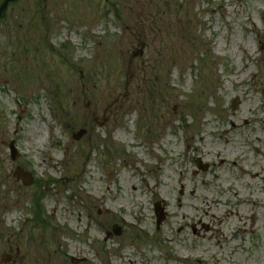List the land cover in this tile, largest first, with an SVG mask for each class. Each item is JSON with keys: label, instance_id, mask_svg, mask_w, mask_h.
I'll return each mask as SVG.
<instances>
[{"label": "rangeland", "instance_id": "374dc122", "mask_svg": "<svg viewBox=\"0 0 264 264\" xmlns=\"http://www.w3.org/2000/svg\"><path fill=\"white\" fill-rule=\"evenodd\" d=\"M0 264H264V0L10 4Z\"/></svg>", "mask_w": 264, "mask_h": 264}, {"label": "water", "instance_id": "95a60500", "mask_svg": "<svg viewBox=\"0 0 264 264\" xmlns=\"http://www.w3.org/2000/svg\"><path fill=\"white\" fill-rule=\"evenodd\" d=\"M15 0H7L5 1V3L3 4V6L0 9V18L2 13L6 10V8L8 7L9 3L14 2ZM237 100L233 101V108L236 109L238 107V104L236 103ZM87 134L86 130H81L80 132H78L75 136L74 139L75 140H80L81 138H83L85 135ZM11 149V156L13 160H16L17 157L19 156L17 149L15 147V143H11L10 146ZM208 166H201L199 165V169L203 170V171H207L208 170ZM18 178L22 179L24 181V183L26 185H31L32 184V176L26 172H24L23 170H19L17 173ZM163 210H159V204L156 205V213H157V217H158V226H160L162 224V222L165 220L166 216L164 214L159 215V213H162ZM8 260H10V258H8Z\"/></svg>", "mask_w": 264, "mask_h": 264}, {"label": "flooded vegetation", "instance_id": "af4514ba", "mask_svg": "<svg viewBox=\"0 0 264 264\" xmlns=\"http://www.w3.org/2000/svg\"><path fill=\"white\" fill-rule=\"evenodd\" d=\"M163 208H165V210H167V207L163 204ZM168 219H169V215L167 213V219L165 220L164 224L165 225L167 222H168ZM90 227L92 226V224L89 225ZM199 226L198 225H194V226H191L190 229L192 231V233L194 234V236L196 238H202V239H206V236H207V233H211L212 230H213V227H212V223L211 224H205L203 223V221L201 220L199 222ZM158 231H160V229H157ZM114 231V230H113ZM180 231H183V228H180ZM205 233H204V232ZM110 233V232H109ZM108 234V233H107ZM73 262H75L73 260Z\"/></svg>", "mask_w": 264, "mask_h": 264}]
</instances>
